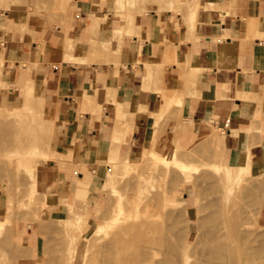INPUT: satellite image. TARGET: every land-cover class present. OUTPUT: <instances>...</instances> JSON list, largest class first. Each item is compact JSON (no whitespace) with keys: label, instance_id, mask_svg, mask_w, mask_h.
Instances as JSON below:
<instances>
[{"label":"crops","instance_id":"crops-1","mask_svg":"<svg viewBox=\"0 0 264 264\" xmlns=\"http://www.w3.org/2000/svg\"><path fill=\"white\" fill-rule=\"evenodd\" d=\"M174 2L167 0L173 7ZM101 3L75 0L77 18L69 33L48 27L24 39L0 30L3 82L26 76L43 88L44 115L55 121L51 148L74 156L73 167H88L79 178L91 185L106 173L109 158L118 163L141 158L150 134L157 139L155 150L163 153L167 134L180 123H185L176 130L180 146L192 147L209 136L223 146L225 164L238 166L249 157L252 173L263 175L264 0H198L217 7L198 11L192 29L188 11L130 17L134 26L118 51L115 31L126 21L115 13L114 1ZM93 18L101 22L90 28ZM94 37L107 49L97 47L89 62L68 59L88 56ZM105 58L107 63L100 62ZM10 94L9 87L2 89V97ZM209 124L218 133L211 134ZM61 176L54 160L37 171L54 195Z\"/></svg>","mask_w":264,"mask_h":264},{"label":"rangeland","instance_id":"rangeland-1","mask_svg":"<svg viewBox=\"0 0 264 264\" xmlns=\"http://www.w3.org/2000/svg\"><path fill=\"white\" fill-rule=\"evenodd\" d=\"M32 1L34 3L38 1V4L35 6ZM112 1L115 2V13L126 21L125 26L118 28L115 31V36L118 38L117 44H115L116 51L120 49V41L122 40L123 35L134 25V19H128L130 17L143 15L149 13L151 10L158 12H166L167 10H172L174 12L188 11L190 15L187 24L189 28L192 29L196 23V15L198 11L217 7L214 3H210L209 5H199L198 0H174V7L170 5V3H167V0H130L131 3L127 8L119 7L117 5V0H102L101 4L105 6L106 2ZM27 3L30 5L28 6ZM66 4L65 7H58L56 0H0V30L3 31V33L14 32L15 34H21L24 39H29L33 36L36 37L38 35V30L46 29L48 27L62 26L63 30L66 33H69L76 22L77 8L75 0H66ZM151 4L158 6L151 7ZM7 5L10 6V8H12V6H19L22 12L31 11L32 15H35L36 13L37 15L34 17L32 16V19L29 20L31 23H26V21L28 22V19H23L25 20L23 23V20L19 18V16H16L18 21L16 19L14 20L11 12L12 9H9ZM62 8L64 10H62ZM36 10L37 12H35ZM15 11L19 12V10ZM34 12L35 14H33ZM5 19L8 21V26L5 23ZM20 19L22 20V23ZM100 22V19H96V25H99ZM17 25H24V28L22 27L24 30L19 29L21 27H18ZM97 47L107 49L104 45H97L96 38L94 37L91 40V49L88 56L79 59L73 54H70L68 59L89 62L93 60V53ZM68 48L72 49L73 46L69 44ZM100 62L107 63L108 59H102ZM2 64L3 60H0V228L2 227L0 235V264H59V261L61 263L62 259V262L66 261L69 264L71 257L68 260V256H70L74 249L78 250L77 252L80 251L78 254L80 258L84 257L83 254L85 255L88 253L85 251L87 247H85L86 242L83 236L84 234H82L83 232L90 229L91 236L97 237L100 234H104L103 232H105L106 228V231H109L110 228L119 229V227L124 228L134 224H144L145 222L156 225L157 227L159 225L160 229H162L164 225V230H170L172 233H175H173L174 235L169 233L171 239H176V237L182 239L188 232L191 234L193 233V236L197 237L203 229L205 230L206 225L210 226L216 225V223L219 225L227 223L226 216L228 218V223H240L241 221L251 226L254 224L251 229L260 228L262 226L263 228H261L264 233V214L262 212L264 206L261 209L264 202V174H248L247 172H242V170L246 168L247 163L250 162L249 157L246 159V161H248L247 163L241 161L238 166H229L228 164H225V161L223 160L225 157L223 146L216 141L209 140V136H205L202 141L192 147L185 144L180 146L179 143L175 142L176 130L185 125V123H180L172 129L171 133L167 134L169 142L167 149L163 153H159L155 150L157 139L155 135L150 134L149 138L151 141L144 147L141 158H129L130 161L135 162L132 164L127 163V161L130 162L129 160H125L126 163H118L117 159L109 158L108 170L106 173L101 179L97 178L91 185H89L88 180H82L78 176L79 171L88 172V167L86 165L83 166L82 169L80 167H73L71 164L74 161V156L64 155L58 152V150L51 148L55 121L44 115L43 106H45V101H43V96L38 95L39 89L42 87H37L31 82V90H27L31 92L27 94V91H24V94L26 93L27 96L31 97H28V100L33 103L29 104L28 100H20L18 96L20 94L22 95L21 86L26 85L23 84V81H26L27 79L26 76H23L20 81H17L14 84L4 83L2 80ZM4 87H9L11 89L10 96L2 97V89ZM33 93L42 98L43 104L40 98L39 100L41 104L39 103L38 97L34 96ZM43 93L44 90H42V93L40 90L39 94ZM27 96L24 98L27 99ZM20 101L22 102L21 106L23 111L18 110L21 107L19 106ZM36 101L42 107L36 104ZM95 103L89 101V104ZM173 104H177V102H174ZM31 105L37 113L43 111L42 113L40 112V116L33 111ZM36 106H39L40 108H37ZM25 107L28 109L30 107L32 111L26 109L27 112H24ZM28 111L35 113V116L32 113L28 114ZM19 112H22L24 115H20ZM31 116L33 117V120ZM151 116L156 120L157 116ZM21 117H24V119L22 120ZM36 118L37 120L35 121ZM26 120L30 124L26 123ZM31 123H33L34 126H32ZM209 132L211 134L218 133V131L212 127V124H209ZM156 133L160 136L163 134L161 133V128H157ZM126 143V140H120L121 145ZM35 144L38 145L41 150L43 148V150L46 151L44 152L42 150V152H40L38 150L40 154H43L44 152V155L40 156L37 150H35ZM36 152L38 154H36ZM26 157H28V159ZM12 158H18L24 162L28 160L26 163H29V167L27 164L26 165L29 172L26 170L25 163H22L23 165L21 164V167L18 166V169L15 168L16 166L12 163ZM49 160L57 161L62 173L57 195L53 194L52 185L49 184L47 180H45V188L42 189V186H44L43 182L37 177V171L43 165L48 164ZM114 160L117 162V165ZM176 160H180V167ZM102 161L103 160L99 158L98 162L101 163ZM111 161L114 162V164ZM10 163L12 166L9 165V167L8 164ZM188 166L195 167L196 169L189 172L192 176V180L185 183L183 181L185 172L184 170L180 171V169L181 167L182 169H185V167L188 168ZM24 167L26 169H24ZM127 167L128 169H126ZM236 170L240 171V175L242 174L240 180L238 179L239 175L236 173ZM16 172L19 173L21 177L19 174L16 175ZM26 172H28L29 176ZM32 174L39 182L40 191L39 189H35L36 193L33 192L31 194L30 191H26L33 189V186L31 187L33 184H31V181H34L35 179L32 177L31 180L30 177ZM116 174L117 176H115ZM8 177L12 181H10ZM9 184H11V186ZM228 186H234L233 193L228 190ZM18 187L22 188L19 189ZM5 190L7 192H5ZM18 190H20V193H18ZM23 193L25 195L24 197ZM228 193L231 195L229 194V196H227ZM232 194L234 195L232 196ZM154 196H156V199ZM33 198L35 199L34 202L32 201L34 200ZM56 199L57 203L55 204ZM109 200H111V204ZM29 202L30 204H28ZM223 208L227 211L228 215ZM155 210L158 213H156ZM260 212H262V214ZM234 214L236 217H233ZM105 215L107 218L110 216L108 220L111 219L112 221L102 219L103 222H101L100 218L105 217ZM145 216L147 218H145ZM215 216L216 218H214ZM221 216L225 217V219H220L219 217ZM114 217L118 219L115 223L113 222ZM150 217L152 218L150 219ZM75 219H78V221ZM156 220L158 221L156 222ZM214 221H216L215 224ZM70 222H72V224ZM98 222H101L102 224ZM97 224L101 225L103 229H96L99 230V232L94 230L93 233L91 229H95ZM257 225L258 227H255ZM51 226L52 228L55 227V229H51ZM44 229L45 231L47 229L48 233L45 232ZM262 229H260L261 232ZM51 232L56 238L49 234ZM130 232L132 233V230ZM134 233L135 232L132 234ZM71 236L75 238V241L74 238L71 239ZM134 239L135 240L133 241L135 242L138 240L136 237H134ZM69 243H72V246ZM68 245L73 248L70 254V251L67 250L69 249ZM58 250L60 251L59 253ZM63 251L64 253L66 252L68 256H64L66 253L63 254ZM61 256H63V258H61ZM71 256H74V254ZM72 263L73 261L70 264Z\"/></svg>","mask_w":264,"mask_h":264},{"label":"bare ground","instance_id":"bare-ground-1","mask_svg":"<svg viewBox=\"0 0 264 264\" xmlns=\"http://www.w3.org/2000/svg\"><path fill=\"white\" fill-rule=\"evenodd\" d=\"M31 1V0H30ZM35 1V0H34ZM29 2V1H28ZM33 2V1H32ZM117 2H118V6L119 7H128L129 5H130V3H131V1L130 0H117ZM31 3V2H30ZM34 3V2H33ZM45 3V2H44ZM28 4V6L30 5L29 3H27ZM38 4V1L37 2H35L33 5H37ZM56 4H57V6L58 7H65L67 4H66V0H56ZM14 5V4H13ZM8 6V5H7ZM12 6V5H11ZM118 6H117V8H118ZM215 6V5H214ZM9 7V9H12V15H13V17H14V20L16 19V16H19V18H21L22 20L23 19H28V22L26 21V23H31V22H29V20L30 19H32V16L34 17L35 15H37V13L35 14V12H37V10L33 13V14H35V15H32V13H31V11H28V12H22L21 11V8L19 7V6H12V8H10V6H8ZM15 7H17V8H15ZM39 9V8H38ZM120 9V8H119ZM15 10H19V12L18 11H15ZM62 10H64L63 8H62ZM33 11V10H32ZM61 12V11H60ZM64 12V11H63ZM38 13H39V11H38ZM0 19H1V17H0ZM20 19V20H21ZM17 21H18V19H16ZM22 20H21V23H22ZM25 20H23V23H24V21ZM2 22H3V20H2ZM25 23V24H26ZM24 24V25H25ZM24 25L23 26H18V27H21V28H19V29H22V30H24L23 28H24ZM96 25V19H94L93 20V24L91 25V26H89L90 28L91 27H94ZM134 26V25H133ZM23 27V28H22ZM26 32V31H25ZM138 39V38H137ZM2 63V62H1ZM1 66V65H0ZM149 73V72H148ZM29 74V73H28ZM27 74V75H28ZM147 74V73H146ZM147 76H149L148 74H147ZM27 78V77H26ZM145 78H147V77H145ZM32 80H34V79H32ZM32 81L31 80H29L28 78L26 79V81H23V84H26L25 86H21V88H22V95L20 94L19 96H18V98L20 99V100H28L29 98H31V97H29V96H27L26 95V93L24 94V91H27V90H31L30 88L32 87V86H30L32 83H31ZM35 83V82H34ZM33 83V84H34ZM35 85V84H34ZM33 85V86H34ZM38 87V86H37ZM34 88H35V86H34ZM40 88V87H39ZM37 89V88H36ZM40 90H41V93H42V88L41 89H39V92H38V95H40V96H42V94H39L40 93ZM32 91H33V89H32ZM29 92H31V91H27V94H29ZM34 94V93H33ZM27 96V99H25L24 97H26ZM31 96V95H30ZM33 96V95H32ZM34 96H36V97H38V101H39V103H40V100H41V102H42V98H40L39 96H37V95H35L34 94ZM34 96H33V98H34ZM29 97V98H28ZM33 98H32V100H33ZM39 98H40V100H39ZM37 99V98H36ZM30 100H28V103L30 104V103H33V102H29ZM44 101V100H43ZM35 102V101H34ZM36 104H38L37 103V101H36ZM36 104H34V105H36ZM41 104V103H40ZM40 104H38L39 106H40ZM42 104H43V102H42ZM22 105V102L20 101V104H19V106H21ZM26 105V104H25ZM36 106L37 108H40V107H42V106ZM14 107V106H13ZM31 107H32V109H33V106L31 105ZM44 107V106H43ZM7 108V107H6ZM11 108H12V106H11ZM9 109H10V107H9ZM26 109L27 110H31L30 109V107H29V109L27 108V107H25V111L24 112H27L26 111ZM42 109V108H41ZM18 110H20V111H23L22 110V106L18 109ZM35 110H37V109H35ZM13 111V110H12ZM32 111V110H31ZM33 111H34V109H33ZM40 111V110H39ZM35 113H37L36 111H34ZM41 112V111H40ZM40 112H38L37 113V115L39 114V116H40ZM43 112V111H42ZM41 112V113H42ZM20 113V112H19ZM29 113H32V112H29L28 111V114ZM35 113H32V114H34V116H35ZM32 114H30V115H32ZM16 115V114H15ZM20 115H24V114H22V112L20 113ZM30 115H27V116H30ZM18 116V115H17ZM33 116V115H32ZM31 116V117H32ZM13 117V116H12ZM20 117V116H19ZM26 117V116H25ZM37 117V116H36ZM14 118V117H13ZM22 118V120L24 119V117H21ZM20 118V119H21ZM38 118V117H37ZM37 118L35 119V121L37 120ZM41 118V117H40ZM39 118V119H40ZM31 119V118H30ZM18 120V119H17ZM28 120V119H27ZM26 120V121H27ZM32 120H33V117H32ZM41 120V119H40ZM10 121V120H9ZM21 121V120H20ZM19 121V122H20ZM39 121V120H38ZM121 121H124V120H120L119 122H121ZM31 122V121H30ZM125 122V121H124ZM26 123H28V124H30L28 121L26 122ZM33 123H34V121H33ZM33 123H31L32 124V126H34L33 125ZM41 123H42V121H41ZM5 124V123H4ZM19 124V123H18ZM18 124H16V125H18ZM23 124H24V122H23ZM35 124V123H34ZM48 124V123H47ZM37 125H38V123H37ZM46 125V124H45ZM50 125V124H49ZM123 125V123L121 124V127H124V126H122ZM127 125V124H126ZM19 126V125H18ZM28 126H30V125H28ZM39 127V126H38ZM48 127V126H47ZM126 127H128V126H126ZM5 128V127H4ZM33 128V127H32ZM41 128V127H40ZM39 128V129H40ZM122 129V128H121ZM9 130V129H8ZM22 130V129H21ZM36 130V129H35ZM114 130V129H113ZM124 130H125V128H124ZM127 130V129H126ZM25 132V131H24ZM28 132V131H27ZM42 132V131H41ZM118 132H120V131H118V130H115V133H114V135H113V139L114 140H118L119 139V137H120V135H119V133ZM122 132H124L123 130H122ZM121 132V133H122ZM129 132V131H128ZM51 133V132H50ZM49 133V134H50ZM127 133V132H126ZM36 134V133H35ZM125 134V133H124ZM123 135V134H122ZM121 135V136H122ZM17 136V135H16ZM31 137V136H30ZM49 137V136H48ZM123 137V136H122ZM19 138V137H18ZM36 138V137H35ZM39 139V138H38ZM41 139V138H40ZM16 140V139H15ZM48 141V140H47ZM130 141V140H129ZM151 141V139L149 138L148 140H147V143H146V146L149 144V142ZM33 142V141H32ZM119 142V141H118ZM15 144V143H14ZM38 145H39V143H37ZM34 145V148H35V150H37V152H38V150L40 151V152H42V150H43V148H42V150H41V148L40 147H42L41 145ZM44 151V150H43ZM6 152V151H5ZM4 152V153H5ZM10 152V151H9ZM36 152V154H38ZM44 152H46V151H44ZM44 152H43V154L41 153H39L40 154V156L41 155H44ZM5 154H7V153H5ZM11 154V153H10ZM24 154V153H23ZM46 154V153H45ZM1 155V154H0ZM123 155V154H122ZM11 156V155H10ZM39 156V155H38ZM15 157V156H14ZM17 157V156H16ZM10 158V157H9ZM27 159H28V157H26ZM125 158V157H124ZM248 157H244L243 159H242V162H248V161H246V159H247ZM111 159V158H110ZM112 159H117V158H112ZM126 159V158H125ZM128 159V158H127ZM127 159H126V161H127ZM9 160V159H8ZM11 160V159H10ZM26 160V159H25ZM6 161V160H5ZM28 161V160H27ZM27 161H23V160H20V159H13L12 158V163L14 164V166H16L15 168H19V167H21L24 163H25V165L27 164L28 165V167H29V163H26ZM113 161V160H112ZM111 161V162H112ZM124 161V160H123ZM126 161H125V163H126ZM177 161V160H176ZM176 161H175V164H176ZM180 161V160H179ZM179 161H177V164H179V167H180V163H179ZM8 162V161H7ZM110 162V163H111ZM114 162H115V164L117 163L115 160H114ZM114 162H112L113 164H114ZM6 163V162H5ZM23 163V164H22ZM127 163L128 164H132V163H130V162H128L127 161ZM137 163V162H136ZM22 164V165H21ZM2 165V164H1ZM12 166L11 165V163L10 164H8V166ZM27 165H26V168H27ZM117 165V164H116ZM9 166V167H10ZM19 166V167H18ZM127 166V165H126ZM125 166V167H126ZM118 167V166H117ZM154 167V166H153ZM178 167V166H177ZM176 167V168H177ZM11 168H14V167H11ZM23 168V167H22ZM25 167H24V169H26ZM113 168V167H112ZM155 168V167H154ZM184 168V167H183ZM7 169V168H6ZM17 169H16V171H17ZM126 169H128V167L126 168ZM125 169V170H126ZM151 169V168H150ZM153 169V168H152ZM172 169V168H171ZM194 169H196L195 167H191V166H188V168L187 167H185V169H182V167H181V169H180V171L182 170H184V172H185V175H184V179H183V181L185 182V183H188V182H190L191 180H192V176L190 175V171H192V170H194ZM15 170V169H14ZM28 172H29V170H28V168L26 169ZM156 170V169H155ZM32 171V170H31ZM157 171H158V169H157ZM14 172V171H13ZM28 172H26L27 174H28ZM128 172V171H127ZM153 172V171H152ZM169 172V171H168ZM242 172H247L248 174H251L252 173V168H251V163L250 162H248L247 163V165H246V168L245 169H243L242 170ZM5 173V172H4ZM17 173V172H16ZM21 173V172H20ZM32 173V172H31ZM130 173V172H129ZM236 173L239 175H237L238 176V179L240 180L241 179V176H242V174L240 175V171L238 170H236ZM19 173H17L16 175H18ZM22 174V173H21ZM24 174V173H23ZM34 174V173H33ZM33 174L31 175V180H32V177H33ZM154 174H156V173H154ZM186 174H189V175H186ZM20 175V174H19ZM111 175V174H110ZM178 175V174H177ZM28 176H29V174H28ZM115 176H117V174L115 175ZM114 176V177H115ZM15 177V176H14ZM20 177H21V175H20ZM27 177V176H26ZM142 177V176H141ZM251 177V176H250ZM4 178H6V177H4ZM11 178V177H10ZM17 178V177H16ZM34 179L36 178V177H33ZM111 178V177H110ZM8 179H9V177H8ZM18 179V178H17ZM116 179V178H115ZM4 180V179H3ZM2 180V181H3ZM10 180V179H9ZM19 180V179H18ZM112 180V179H111ZM262 180V179H261ZM10 181H12V180H10ZM33 181V180H32ZM31 181V187L33 188V189H30V190H25L26 192H28V191H30V193L32 194L33 192H35L36 190H38L39 189V191H40V188H39V182H38V180L37 179H35L33 182ZM139 181V180H138ZM20 182V181H19ZM29 182H30V179H29ZM28 182V183H29ZM43 182V185L44 186H42V189H44L45 188V180H43L42 181ZM240 182V181H239ZM123 183V182H122ZM140 183H141V180H140ZM139 183V184H140ZM129 184H131V183H129ZM264 184V183H263ZM3 185V184H2ZM10 186H11V184H9ZM15 185V184H14ZM17 185V184H16ZM127 185V184H126ZM147 185V184H146ZM9 186V187H10ZM21 186V185H20ZM153 186V185H152ZM6 187V186H5ZM17 187V186H16ZM22 187H24V186H22ZM21 187V188H22ZM128 187V186H127ZM262 187V186H261ZM4 188V187H3ZM19 188V187H18ZM21 188H19V189H21ZM47 188V187H46ZM143 188V187H142ZM6 189H7V187H6ZM17 189V188H16ZM36 189V190H35ZM144 189V188H143ZM9 190V189H8ZM14 190V189H13ZM228 190L230 191V192H232L233 193V190H234V186H228ZM236 190V189H235ZM244 190H245V188H244ZM258 190V189H257ZM20 190H18V193H20L19 192ZM112 191H113V189H112ZM116 191V190H115ZM228 191V192H229ZM258 191H260V190H258ZM5 192H7L6 190H5ZM10 192V191H9ZM16 192V191H15ZM26 192H25V194H26ZM38 192V191H37ZM149 192V191H148ZM147 192V193H148ZM151 192V191H150ZM176 192V191H175ZM29 193V194H30ZM36 193V192H35ZM10 194V193H9ZM12 194V193H11ZM122 194V193H121ZM229 194L230 193H228V195L227 196H229ZM258 194V193H257ZM18 195V194H17ZM231 195V194H230ZM234 194H232V196H233ZM239 195V194H238ZM251 195V194H250ZM14 196V195H13ZM25 195H24V193H23V197H24ZM31 196V195H30ZM34 196V195H33ZM263 196V195H262ZM11 197V196H10ZM155 197V199H156V196H154ZM20 198V197H19ZM29 198V197H28ZM42 198V197H41ZM15 199V198H14ZM21 199V198H20ZM34 199V198H33ZM44 199V198H43ZM16 200H18V199H16ZM30 200V199H29ZM122 200V199H121ZM143 200V199H142ZM20 201V200H19ZM33 202L35 201V199L34 200H32ZM110 201V204H111V200H109ZM145 201V200H144ZM28 202V201H27ZM31 202V201H30ZM30 202L28 203V204H30ZM155 202V201H154ZM109 204V203H108ZM168 204V203H167ZM165 205H166V203H165ZM263 206H264V202H263V204H262V206H261V209L263 208ZM218 207V206H217ZM223 207H224V205H223ZM231 207V206H230ZM234 207H236V206H234ZM254 207V206H253ZM220 208V207H219ZM226 208V207H225ZM30 209V208H29ZM145 209V208H144ZM155 209V208H154ZM153 209V210H154ZM224 209V208H223ZM222 209V210H223ZM137 210V209H136ZM222 210H220V211H222ZM250 210V209H249ZM156 211V210H155ZM224 211H225V209H224ZM223 211V212H224ZM229 211V210H228ZM236 211V210H235ZM251 211V210H250ZM260 211H262V210H260ZM48 212V211H47ZM46 212V213H47ZM107 212V211H106ZM115 212H117V211H115ZM135 212V211H134ZM226 212V214H227V211H225ZM230 212V211H229ZM238 212V211H237ZM255 212V211H254ZM263 212V214H264V210L262 211ZM262 212H260L261 214H262ZM156 213H158L157 211H156ZM160 213V212H159ZM231 213H233V212H231ZM235 213V212H234ZM252 213V212H251ZM250 213V214H251ZM103 214H105V213H103ZM108 214V213H107ZM147 214V213H146ZM153 214V213H152ZM236 214V213H235ZM233 215V217L235 216L236 217V215ZM247 214V213H246ZM155 215V214H154ZM224 215V214H223ZM228 215V214H227ZM89 216V215H88ZM113 216H115V215H113ZM117 216V215H116ZM225 216V215H224ZM230 216V215H229ZM259 216V215H258ZM257 216V217H258ZM51 217V216H50ZM73 217H74V215H73ZM79 217H81V216H79ZM91 217V216H90ZM110 217V216H109ZM108 217V218H109ZM153 217V216H152ZM152 217H150V219L152 218ZM167 217V216H166ZM213 217V216H212ZM223 216H221V217H219L220 219H225V217H223ZM99 218V217H98ZM108 218L106 217V215H105V217H102V218H100L101 219V222H103V220H108ZM111 218H112V216H111ZM145 218H147L146 216H145ZM169 218V217H168ZM214 218H216V216L214 217ZM219 218H217V219H219ZM103 219V220H102ZM114 220H113V222L115 223L116 222V220H118V219H116V217H114L113 218ZM120 219V218H119ZM155 219V218H154ZM164 219V218H163ZM208 219V218H207ZM213 219V218H212ZM71 220V219H70ZM76 221H78V219H75ZM128 220V219H127ZM214 220V219H213ZM212 220V221H213ZM108 221H112L111 219L110 220H108ZM155 221V220H154ZM158 220H156V222H157ZM226 221H227V223H225V222H223V223H225V224H218V223H216V225H206V227H205V230L203 229V231L196 237H194L193 236V233L191 234V233H187V234H185L186 236L184 237V238H182V239H179V238H177L176 236V239H171L170 238V234L169 233H171V234H173L170 230H164V225H163V227H162V229H160V226L158 225V227L156 226V225H152L151 223H147V222H145L144 224H134V225H131V226H126V227H124V228H121V227H119V229L118 228H114V229H112V228H110L109 229V231L107 230L106 231V229H105V232H103L104 234H100L99 236H97V237H94V236H91V234H90V229L89 230H85L86 232H83L82 234H84L83 236H84V238H85V244L87 245H85V247H87L86 249H85V251H87L88 253L87 254H83V258H80L79 257V253H80V251L79 252H77L78 250H73V248H71V247H69L70 245H68V247H69V249H67V250H69L70 252H69V254L71 253V251L73 250V252L70 254V256H68V254L66 255L65 253H64V251H63V254H65L64 256H68L69 258H68V260L70 259V257H71V260H70V262H69V264L73 261V263L74 264H264V233H263V227L261 228L260 226V228H255V229H251L252 227H253V225L251 226V225H249V224H247V223H245V222H241L240 221V223L238 222H231V223H228V218H227V216H226ZM75 222V221H74ZM101 222H98V223H101ZM107 222V221H106ZM150 222V221H149ZM215 222L216 221H214V224H215ZM44 223V222H43ZM71 224H72V222H70ZM69 223V224H70ZM120 223V222H119ZM118 223V224H119ZM155 223V222H154ZM41 224H42V222H41ZM40 224V225H41ZM49 224V223H48ZM54 224V223H53ZM67 224V223H66ZM89 224V223H88ZM102 224V223H101ZM47 225V224H46ZM45 225V226H46ZM104 225H105V223H104ZM42 226H43V224H42ZM120 226V225H119ZM251 226V227H250ZM88 227H89V225H88ZM255 227H258V225L257 226H255ZM42 228V227H41ZM44 228V227H43ZM45 228H47V227H45ZM51 229H55V227H53L52 228V226L50 227ZM99 228H101V229H103L102 227H101V225H99V224H97V226H96V228L95 229H91V231L94 233V230H96V229H99ZM121 228V229H120ZM169 228V227H168ZM50 229V230H51ZM101 229H99V230H101ZM112 229V230H111ZM260 229H262V232L260 231ZM99 230H96V231H98L99 232ZM132 230V233L133 232H135L134 234H132L130 231ZM1 231H2V227L0 228V235H1ZM42 231V230H41ZM40 231V232H41ZM44 231H45V229H44ZM53 231V230H52ZM95 231V232H96ZM45 232H47V229H46V231ZM101 232V233H102ZM191 232V231H190ZM48 233V232H47ZM55 233V232H54ZM92 233V234H93ZM6 234V233H5ZM43 234V233H42ZM49 234H51L52 235V232L51 233H49ZM82 234H80V235H82ZM175 234V233H174ZM173 234V235H174ZM4 235V234H3ZM7 235V234H6ZM133 235H134V237H136V238H138V240L135 242V241H133V240H135L134 239V237H133ZM12 236V235H11ZM53 236V235H52ZM74 236V235H73ZM73 236H71L70 238L71 239H73L74 237ZM48 237H50V236H48ZM54 238H56L55 236H53ZM76 237V236H75ZM93 237V238H92ZM132 237V238H131ZM180 237V236H179ZM182 237V236H181ZM10 238V237H9ZM53 238V239H54ZM77 238V237H76ZM49 239V238H48ZM47 239V240H48ZM9 240V239H8ZM71 241V240H70ZM74 241H75V238H74ZM74 241H72V242H74ZM83 241V240H82ZM51 243V242H50ZM49 243V244H50ZM61 243V242H60ZM65 243V242H64ZM69 244H71V246H72V243H69ZM48 246V245H47ZM78 246V245H77ZM67 247V248H68ZM70 248H71V250H70ZM77 248V247H76ZM79 248H81V247H79ZM78 248V249H79ZM80 250V249H79ZM84 250V249H83ZM60 251L58 250V253H59ZM84 253V252H83ZM74 254V256H71V255H73ZM62 255V254H61ZM57 256V255H56ZM59 257H60V255H59ZM61 258H63V256H61ZM61 258H60V260H61ZM63 260V259H62ZM62 260H61V263H60V261H59V264H68V262H62ZM96 260V261H95ZM53 261V260H52ZM93 261H95L94 263H92ZM45 263V262H44ZM46 263H48V262H46ZM54 263V262H53ZM72 263V264H73Z\"/></svg>","mask_w":264,"mask_h":264}]
</instances>
